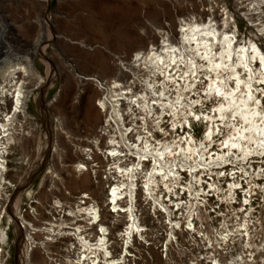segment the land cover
<instances>
[{
	"label": "built area",
	"instance_id": "obj_1",
	"mask_svg": "<svg viewBox=\"0 0 264 264\" xmlns=\"http://www.w3.org/2000/svg\"><path fill=\"white\" fill-rule=\"evenodd\" d=\"M157 118L123 113V127L116 129L114 140L121 142L119 133L126 132L132 148L143 146L144 141L159 148L182 143L188 134L198 137L200 124L194 121L191 127L177 125L173 129L168 116H163V120ZM11 126L21 131L9 129L6 134L0 129V264H34L31 261L35 259V251L48 264H105V260L110 264H133L137 259L136 251H132L138 249L135 244L144 248L152 246L168 264H217L218 256L229 254L236 245L238 258L254 257L259 251L264 253V159L227 158L210 168H198L193 178L178 165L179 176L170 174L163 180L157 176L154 199L145 192L144 179L139 177L134 181L132 208L134 222L141 230L140 235L133 232L128 239L129 197L117 196L113 203L112 190L119 187L120 193L125 191L121 187L125 180L120 169L134 166L138 158L135 153L123 152L121 156H109V161L106 159V142L102 144L105 122L98 131L99 137L92 138L100 139L97 146L102 152L87 139L91 145L85 147L83 167L74 165L77 175L89 173L93 185L102 186L101 203L86 192L71 195L61 176L51 177L50 150L55 148L59 155L64 154L53 141L50 150L44 151L48 155L45 153L30 165L33 174L39 168H47L36 191H26L33 182L32 174L26 171L20 181H10L7 169L11 147L17 143L16 139L30 134L26 118H13ZM109 131L113 133V127ZM11 138L14 140L10 141ZM221 139L215 136L209 156L215 157L219 152ZM177 151L172 148L174 155ZM78 158L82 159L80 155ZM148 159L150 162L144 161L138 169L142 176L152 166L151 158ZM42 189L51 195L48 203L39 200ZM145 217L149 218L148 224ZM101 227L105 229L102 231ZM100 240L108 257L98 248ZM116 247L120 249L118 253Z\"/></svg>",
	"mask_w": 264,
	"mask_h": 264
},
{
	"label": "bare ground",
	"instance_id": "obj_2",
	"mask_svg": "<svg viewBox=\"0 0 264 264\" xmlns=\"http://www.w3.org/2000/svg\"><path fill=\"white\" fill-rule=\"evenodd\" d=\"M206 2L207 5H204ZM179 6L187 9L189 16L178 18L175 26L177 39H173L168 30L152 28L158 36L157 44L152 41L145 49L135 50L129 62L125 60L127 55H115L117 73L114 78L101 79L95 75H83L72 65L77 81L74 99H78L84 87L90 83L102 92L96 106L106 117L102 131V136L106 138V159L109 161L110 157L121 156L123 152L135 153L138 158L134 166L120 169V175L125 180L121 187L125 191L120 193L119 187L112 190L113 203L117 196L126 194L129 197L130 207L127 211L131 223L127 229L128 239L133 232L140 235L141 230L134 222L132 208L134 181L139 177H143L145 192L153 198V190L158 184L157 176L162 180L170 174L179 176L178 165L193 178L198 168H210L227 158L246 161L256 156L264 159V0H232L230 4L221 6L216 0H183ZM202 8L210 16L207 22L201 21ZM217 10H221L219 21L214 18ZM239 23L245 25L241 33ZM7 24L12 25L11 22ZM167 26H170L169 23ZM90 28L99 34L113 36L124 44H128L127 41L133 37L124 18L110 27L94 21ZM5 31H0L1 36H6ZM22 76L41 79L33 60L29 59L26 67L16 64L0 71V103L9 100L12 110L11 115L5 114L0 121V129L6 134H9V129L16 130L11 126L13 118L18 115L26 119L29 117L27 106L33 91L26 90L25 82L20 80ZM136 87L139 89L137 92L134 91ZM86 97L90 99L89 95ZM123 113L131 116H157V119L162 120L163 116H168L173 129L177 125L180 128L191 127L194 121L200 124L202 136L197 139L188 134L182 143L178 142L173 146L156 148L144 141L143 146L135 145L132 148L128 145L126 132L119 133L121 142L114 140L116 129L120 130V125L123 127ZM56 126V130L55 126L53 128L54 133L57 130L64 133L62 122L58 118ZM110 127H113V133L109 131ZM67 132L64 135L73 142ZM215 136H221L222 139L219 142L220 150L214 157L208 153ZM98 141L99 138L90 140L102 152L97 146ZM40 144V151L44 152L43 142ZM73 147L82 157L81 160L76 159L78 163L75 162L81 168L83 156H87L86 148L75 143ZM172 148L178 150L177 155L172 153ZM50 152L54 157L61 158L60 163L63 162L64 157L58 154L57 149L53 148ZM148 158H151L152 166L147 167V175L142 176L138 169L145 164L144 161L150 162ZM116 159L119 161L121 158ZM76 166H73L74 171ZM172 166L174 170L171 169ZM28 171L29 169L26 172ZM49 172L51 177L60 176L53 167ZM28 173L35 175L33 172ZM60 178L65 186V180ZM79 182L83 184L84 180L80 179ZM51 187L54 185L51 184ZM94 214L96 217V212ZM104 229L101 227L102 231ZM98 248L108 257L101 240ZM45 261L48 264L46 259ZM233 263L231 261L230 264ZM105 264L110 263L105 260Z\"/></svg>",
	"mask_w": 264,
	"mask_h": 264
},
{
	"label": "rangeland",
	"instance_id": "obj_3",
	"mask_svg": "<svg viewBox=\"0 0 264 264\" xmlns=\"http://www.w3.org/2000/svg\"><path fill=\"white\" fill-rule=\"evenodd\" d=\"M182 1L0 0V31L6 30V36L0 34L2 51L0 71L16 64L26 67L28 60L31 59L41 76V79L35 76L20 77V80L25 82L26 90L33 91L27 106L29 116L27 127L30 129V134L27 137L16 139L17 143L11 147L7 169V177L10 181L15 183L20 181L27 169H29L28 172H34L30 165L45 153L48 155L47 151H40V142H44L43 151L46 149L49 151V146L53 141L64 152L62 163H60L61 158L54 157L52 152L50 154L53 155L52 167L65 180V188L71 195L79 192L89 193L101 203L103 200V193L100 192L103 190L102 186L95 187L89 173L77 175L74 171L73 166L76 165V159L79 160L77 158L79 155L75 152L73 144L90 147L91 144L87 139L99 137L98 131L102 130L106 118L96 106L97 99L102 92L90 83L84 87L78 99H74L77 93V81L73 67L83 75H95L101 79L114 78L117 73L115 55L125 54L127 55L125 60L129 62L135 50L145 49L152 41L157 44L158 36L152 28L168 30L171 37L177 39L175 26L178 18L189 16L188 10L179 6ZM216 1L220 6L232 2V0ZM204 5H207V2ZM218 10L214 15L217 21L221 18V10ZM200 12H202L201 21L207 22L210 16L203 11V8ZM121 18H124L127 28L132 30L133 37L127 41L128 44L120 42L113 36L94 32L90 28L94 21L110 27V25H117ZM8 22L12 25H8ZM168 23L170 26H167ZM238 26L240 33L243 32L245 25L239 23ZM138 90V87L134 88L135 92ZM87 95L90 99H87ZM11 113L9 100L5 103L1 102L0 121L5 114L11 115ZM17 117L23 118L19 115ZM57 118L62 122L64 133L68 131L73 142L67 139V134L64 135L58 130L54 133L53 128L56 127V130L58 127L56 126ZM16 130V133L21 131L20 128ZM197 132V139H200L199 133L202 134V130L199 128ZM102 138V144H105L106 138L104 136ZM77 139H82V141ZM46 169V167L39 168L37 173L32 175L33 182L26 190L27 192L31 193L38 189L40 176ZM80 179L84 180L83 184L79 182ZM61 194L63 195L62 192ZM24 196L27 195L24 194ZM38 196L39 200L46 201V203L51 198L45 189H42ZM67 201L74 203L71 199ZM144 222L148 224L149 218L145 217ZM135 246L138 249H132V251H136L137 259L133 264H168L162 260L158 251L152 246L147 248L137 244ZM238 248L239 246L236 245L229 254H220L218 264H230L231 261L234 262L233 264H264V253L260 251L255 253L252 259L249 256H241L240 260L237 257ZM115 249L116 253L120 251L118 247ZM34 254L35 259L32 260L34 264H47L45 259L39 256L38 251Z\"/></svg>",
	"mask_w": 264,
	"mask_h": 264
}]
</instances>
